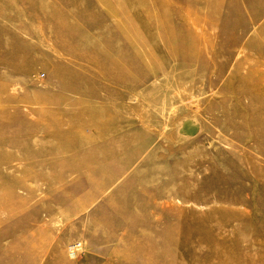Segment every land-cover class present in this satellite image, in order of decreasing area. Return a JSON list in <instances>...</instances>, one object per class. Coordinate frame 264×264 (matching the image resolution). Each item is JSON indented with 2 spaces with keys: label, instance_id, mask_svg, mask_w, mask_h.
I'll return each instance as SVG.
<instances>
[{
  "label": "rangeland",
  "instance_id": "374dc122",
  "mask_svg": "<svg viewBox=\"0 0 264 264\" xmlns=\"http://www.w3.org/2000/svg\"><path fill=\"white\" fill-rule=\"evenodd\" d=\"M0 264H264V0H0Z\"/></svg>",
  "mask_w": 264,
  "mask_h": 264
},
{
  "label": "bare ground",
  "instance_id": "6f19581e",
  "mask_svg": "<svg viewBox=\"0 0 264 264\" xmlns=\"http://www.w3.org/2000/svg\"><path fill=\"white\" fill-rule=\"evenodd\" d=\"M216 1V0H215ZM216 3V2H215ZM211 4V6L212 7H214V9H216L215 8V6H214V3H210ZM217 5V4H216ZM190 34H187L186 36H187V43L190 45V48L192 49V50H195L196 52H198L197 51V49L198 50H200V51H202L201 50V47L203 48V50L205 51L206 49H207V42L209 41V39H207L206 37H202V36H200V35H198V33H193V28H191L190 27ZM188 31V30H187ZM240 66V65H239ZM241 67V66H240ZM259 71V70H258ZM255 73V72H254ZM258 73V72H257ZM257 73H256V75H257ZM253 74V73H252ZM254 75V74H253ZM255 76V75H254ZM251 78V77H250ZM251 79H254V78H251ZM249 80V79H248ZM256 81V80H255ZM257 82V81H256Z\"/></svg>",
  "mask_w": 264,
  "mask_h": 264
},
{
  "label": "built area",
  "instance_id": "2783aa9c",
  "mask_svg": "<svg viewBox=\"0 0 264 264\" xmlns=\"http://www.w3.org/2000/svg\"><path fill=\"white\" fill-rule=\"evenodd\" d=\"M71 252V251H70ZM73 253L75 252V251H72Z\"/></svg>",
  "mask_w": 264,
  "mask_h": 264
}]
</instances>
